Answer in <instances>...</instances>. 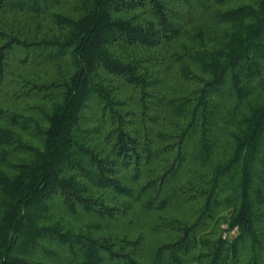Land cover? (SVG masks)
<instances>
[{
	"label": "trees",
	"instance_id": "obj_1",
	"mask_svg": "<svg viewBox=\"0 0 264 264\" xmlns=\"http://www.w3.org/2000/svg\"><path fill=\"white\" fill-rule=\"evenodd\" d=\"M0 264H264V0H0Z\"/></svg>",
	"mask_w": 264,
	"mask_h": 264
},
{
	"label": "rangeland",
	"instance_id": "obj_2",
	"mask_svg": "<svg viewBox=\"0 0 264 264\" xmlns=\"http://www.w3.org/2000/svg\"><path fill=\"white\" fill-rule=\"evenodd\" d=\"M178 43V42H177ZM166 79L168 85H174L178 82H180V77L178 73L173 69L170 71H166ZM172 83V84H171ZM169 86L168 88H170ZM168 91V90H167ZM166 126H172L170 124V120L165 122ZM193 166H196L192 159L188 160L187 166L183 169V171L171 182V185H181L185 181L186 178L195 177V170H192ZM169 185V184H168ZM187 197V198H185ZM201 200L200 197L196 195H185L182 198V201L176 205L169 206L168 208L157 211L153 210L150 212H140V205L138 204L136 208V212H134L131 217L135 218L136 221V228L137 230L140 229L141 226L145 227V236L147 238V241L149 243L150 247H154L156 244L160 242H164L168 239H170V234L172 233L171 230H157L155 228V222L162 217L161 215L165 216H179L181 214H192L194 212V208H196V204H199V201ZM201 202V201H200ZM182 203V204H181ZM228 207H224L220 209V211L217 213L215 220L212 221V223L209 225V228H211L212 225H220L221 227H227V224L225 223V217L228 215ZM126 220L123 221L121 219L116 223L117 229L123 230V223L125 224ZM233 233V232H232Z\"/></svg>",
	"mask_w": 264,
	"mask_h": 264
}]
</instances>
